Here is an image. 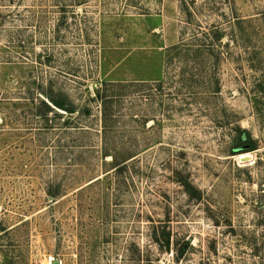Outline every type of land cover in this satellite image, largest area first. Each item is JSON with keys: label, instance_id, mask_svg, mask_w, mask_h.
<instances>
[{"label": "rangeland", "instance_id": "rangeland-1", "mask_svg": "<svg viewBox=\"0 0 264 264\" xmlns=\"http://www.w3.org/2000/svg\"><path fill=\"white\" fill-rule=\"evenodd\" d=\"M39 263L264 264V0H0V264Z\"/></svg>", "mask_w": 264, "mask_h": 264}, {"label": "trees", "instance_id": "trees-1", "mask_svg": "<svg viewBox=\"0 0 264 264\" xmlns=\"http://www.w3.org/2000/svg\"><path fill=\"white\" fill-rule=\"evenodd\" d=\"M207 46L209 47V45H207ZM181 50L182 49L180 48V46H178V47L175 48L176 53H178ZM97 96H100V98H101V100H102V102L104 104L103 116H104V123H106L107 122V116L109 114V113H107L106 107H107V103L110 102L109 99H111V96L105 95L104 97H102L99 90L97 91ZM246 135H247V137H246V140L247 141L245 143L246 144H250V148L251 149L257 148L255 141L251 139L250 135H248L247 132H246Z\"/></svg>", "mask_w": 264, "mask_h": 264}, {"label": "water", "instance_id": "water-1", "mask_svg": "<svg viewBox=\"0 0 264 264\" xmlns=\"http://www.w3.org/2000/svg\"><path fill=\"white\" fill-rule=\"evenodd\" d=\"M55 105L58 106V107H60V108L66 109V107L63 106V102H62L61 100H57V101L55 102ZM166 244H167V247H168V249H169V245H170L169 240H167V243H166Z\"/></svg>", "mask_w": 264, "mask_h": 264}, {"label": "bare ground", "instance_id": "bare-ground-1", "mask_svg": "<svg viewBox=\"0 0 264 264\" xmlns=\"http://www.w3.org/2000/svg\"><path fill=\"white\" fill-rule=\"evenodd\" d=\"M238 157H240V158H243V159H247V158H249V157H251L250 155H246V156H244V155H240V156H238Z\"/></svg>", "mask_w": 264, "mask_h": 264}, {"label": "built area", "instance_id": "built-area-1", "mask_svg": "<svg viewBox=\"0 0 264 264\" xmlns=\"http://www.w3.org/2000/svg\"><path fill=\"white\" fill-rule=\"evenodd\" d=\"M39 264H44V263H39Z\"/></svg>", "mask_w": 264, "mask_h": 264}]
</instances>
